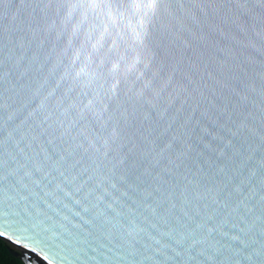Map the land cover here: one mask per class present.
<instances>
[{
    "label": "water",
    "instance_id": "95a60500",
    "mask_svg": "<svg viewBox=\"0 0 264 264\" xmlns=\"http://www.w3.org/2000/svg\"><path fill=\"white\" fill-rule=\"evenodd\" d=\"M234 2L0 0L13 256L264 264V14Z\"/></svg>",
    "mask_w": 264,
    "mask_h": 264
},
{
    "label": "trees",
    "instance_id": "16d2710c",
    "mask_svg": "<svg viewBox=\"0 0 264 264\" xmlns=\"http://www.w3.org/2000/svg\"><path fill=\"white\" fill-rule=\"evenodd\" d=\"M11 251V246L0 238V264H23Z\"/></svg>",
    "mask_w": 264,
    "mask_h": 264
},
{
    "label": "snow or ice",
    "instance_id": "6c2138e0",
    "mask_svg": "<svg viewBox=\"0 0 264 264\" xmlns=\"http://www.w3.org/2000/svg\"><path fill=\"white\" fill-rule=\"evenodd\" d=\"M232 7L248 10L259 8L262 14H264V0H255L254 3L250 2V0H235V2L232 4Z\"/></svg>",
    "mask_w": 264,
    "mask_h": 264
}]
</instances>
